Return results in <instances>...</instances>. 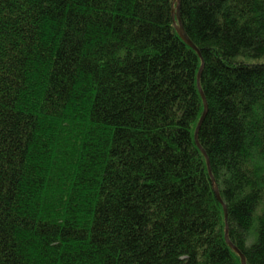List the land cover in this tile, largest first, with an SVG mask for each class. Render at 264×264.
Returning a JSON list of instances; mask_svg holds the SVG:
<instances>
[{"label":"trees","instance_id":"1","mask_svg":"<svg viewBox=\"0 0 264 264\" xmlns=\"http://www.w3.org/2000/svg\"><path fill=\"white\" fill-rule=\"evenodd\" d=\"M0 0V264H264V0Z\"/></svg>","mask_w":264,"mask_h":264},{"label":"water","instance_id":"2","mask_svg":"<svg viewBox=\"0 0 264 264\" xmlns=\"http://www.w3.org/2000/svg\"><path fill=\"white\" fill-rule=\"evenodd\" d=\"M174 3L176 5V8L173 9V20L175 22V17H177L178 19V24L179 25H176L177 27V31H178V34L179 36L181 37V39L188 45L190 46L192 49H194L197 53H199V50L196 48V46L193 44V42L187 37V35L185 34V31H184V28L182 26V23H181V18H180V15H179V11H180V6H181V0H174ZM200 54V53H199ZM204 67H205V64L204 62L202 63V66L200 68V71H199V74H198V88H199V91H200V94L202 96V99H203V103H204V113L202 115V118L200 120V122L198 123V126H197V129H196V133H195V141H196V144L198 145V147L201 149V151L203 152L206 160H207V167H208V170H209V173H210V176H211V179H212V185H213V191L216 195V198L218 199V201L220 203L223 204V207H224V210H225V216H226V225H227V229H226V241L228 243V245L230 246V248L239 256L240 260H241V264H247V261H246V258L245 256L240 252V250L238 248H236L232 242L230 241L229 239V226H228V211H227V207L224 205L222 199H221V195H220V191H219V186L212 174V169H211V164H210V160L207 156V154L205 153V151L201 148L200 144H199V141H198V133L200 131V128H201V125L203 123V121L205 120V117L208 113V101L204 95V92L201 88V76H202V73H203V70H204Z\"/></svg>","mask_w":264,"mask_h":264},{"label":"bare ground","instance_id":"3","mask_svg":"<svg viewBox=\"0 0 264 264\" xmlns=\"http://www.w3.org/2000/svg\"><path fill=\"white\" fill-rule=\"evenodd\" d=\"M175 22H176V20H175Z\"/></svg>","mask_w":264,"mask_h":264}]
</instances>
